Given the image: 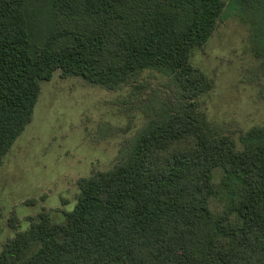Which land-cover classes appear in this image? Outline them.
I'll return each instance as SVG.
<instances>
[{"label":"trees","instance_id":"trees-1","mask_svg":"<svg viewBox=\"0 0 264 264\" xmlns=\"http://www.w3.org/2000/svg\"><path fill=\"white\" fill-rule=\"evenodd\" d=\"M28 0H0V168L32 122L41 82L60 71L109 91L145 71L171 76L162 106L114 168L79 181L63 224L42 212L0 253V264H264V126L242 147L212 133L199 99L214 87L191 63L217 28L223 0H48L33 48ZM264 58V0H240ZM222 171L227 206L211 209ZM13 223V220H11Z\"/></svg>","mask_w":264,"mask_h":264},{"label":"rangeland","instance_id":"rangeland-1","mask_svg":"<svg viewBox=\"0 0 264 264\" xmlns=\"http://www.w3.org/2000/svg\"><path fill=\"white\" fill-rule=\"evenodd\" d=\"M223 1L216 30L191 63L214 81L199 99L209 129L241 148L243 134L264 126V58L256 54L250 26L240 20V0ZM47 9L48 0L27 1L33 48L43 42ZM181 101L173 78L151 70L114 91L63 78L60 71L41 82L33 120L0 168V253L44 211L53 223L63 224L77 204L79 181L118 165L125 147L161 107L176 108ZM222 181L218 170L211 200L216 215L227 206Z\"/></svg>","mask_w":264,"mask_h":264}]
</instances>
